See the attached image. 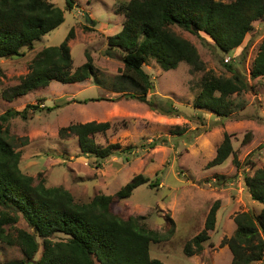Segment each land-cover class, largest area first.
I'll use <instances>...</instances> for the list:
<instances>
[{"label": "rangeland", "instance_id": "rangeland-1", "mask_svg": "<svg viewBox=\"0 0 264 264\" xmlns=\"http://www.w3.org/2000/svg\"><path fill=\"white\" fill-rule=\"evenodd\" d=\"M49 1L64 10L65 21L36 41L33 48H23V56L0 58V114L10 108L22 110L28 104L43 108L28 119L14 117L8 125L9 137L21 153L22 172L32 176L35 183L64 187L79 203H87L98 194L115 195L139 174L153 182L158 179L159 186L142 184L130 197L112 201L116 214L142 217L150 228L166 237L152 243L151 256L166 264H232V252L221 242L234 235L237 213H259L262 208L246 187L245 173L251 176L264 167V76L251 75L264 38V17L254 21L243 43L227 53H222L204 32L172 26L177 35L197 47L205 69L193 70L181 62L175 69L164 70L155 59L146 60L143 68L154 83L149 96L171 99L181 112L167 116L132 98L130 93H140L132 84L120 89L124 51L107 53L109 36L119 32L126 19L121 8L130 0H74L72 8L66 0ZM72 30L69 46L74 68L86 61L89 52L95 73L80 84L53 80L49 86L16 100H4L2 91L27 75L35 55L46 47L60 45ZM226 64L244 74L250 87L230 97L229 114L222 117L210 109L195 107L194 101L207 72L232 75ZM90 121L111 123L105 133L95 134L94 142L102 148L115 145V154L102 159L83 153L77 136L60 138L62 126ZM248 132L250 137L244 141ZM225 133L231 135L233 153L223 164L208 167ZM155 140L159 144L149 147ZM217 201L220 207L215 227L208 231L210 238L203 251L187 255L185 244L205 228L208 213ZM21 229L35 233L22 216L8 227L13 236ZM63 237L58 233L51 239ZM37 240L40 246L33 262L40 260L44 251L43 239L37 236ZM11 261L30 262L20 245L0 242V264ZM254 264H264V255Z\"/></svg>", "mask_w": 264, "mask_h": 264}, {"label": "trees", "instance_id": "trees-1", "mask_svg": "<svg viewBox=\"0 0 264 264\" xmlns=\"http://www.w3.org/2000/svg\"><path fill=\"white\" fill-rule=\"evenodd\" d=\"M66 1L72 8L74 0ZM121 9L125 22L119 32L109 36L107 49L109 55L116 49L124 51L120 89L125 90L132 84L140 90L138 95L130 93L132 98L161 114L178 116L181 112L171 99L149 96L154 83L143 68L146 60L155 59L164 70L175 69L181 62L189 64L193 70H204L205 62L197 47L177 35L172 26L192 33L204 32L222 53H227L243 43L254 21L264 17V0H130ZM64 21V10L49 0H0V58L23 56V48H33L36 41ZM72 37L73 30L60 45L39 51L29 64L27 75L18 84L4 89L2 98L11 102L30 91L49 86L53 80L75 83L89 79L96 71L93 57L86 52V61L74 68L69 46ZM226 66L232 72L229 77L207 72L194 101L195 107L227 117L232 105L230 97L249 89L247 77L234 71L230 64ZM251 75L253 78L264 76V38ZM87 101L89 99L83 102ZM38 110H43L40 104H28L22 110L10 108L0 114V242L20 245L29 264H166L151 256L152 243H159L166 237L150 228L144 218H123L112 209L114 198L126 199L142 184L159 186L158 179L153 182L139 174L115 195L98 194L87 203H79L64 187H47L43 181L35 183L32 176L22 172L21 153L9 137L8 125L12 118L28 119ZM110 124L72 123L62 126L59 136L66 139L75 135L83 153L105 159L115 154L112 150L115 145L97 147L94 136L105 133ZM249 137L248 132L244 141ZM157 144L159 140L150 143L149 147ZM232 153L231 135L225 133L208 167L223 164ZM235 162L241 163L236 158ZM246 163H250L249 159ZM245 181L252 199L262 204V208L259 213L248 210L236 214L234 235L221 242L229 246L232 264H254L264 255V167L251 176L245 173ZM219 207L220 203L215 202L206 218L205 228L185 244L187 255L203 251L204 243L210 238L208 231L215 227ZM20 216L35 233L21 229L13 236L8 231ZM58 233L64 237L53 241L51 237ZM37 236L43 239L44 251L41 259L33 262L40 246Z\"/></svg>", "mask_w": 264, "mask_h": 264}, {"label": "water", "instance_id": "water-1", "mask_svg": "<svg viewBox=\"0 0 264 264\" xmlns=\"http://www.w3.org/2000/svg\"><path fill=\"white\" fill-rule=\"evenodd\" d=\"M88 20H89V18H88ZM6 264H25V262H22V261H11V262H8Z\"/></svg>", "mask_w": 264, "mask_h": 264}, {"label": "crops", "instance_id": "crops-1", "mask_svg": "<svg viewBox=\"0 0 264 264\" xmlns=\"http://www.w3.org/2000/svg\"><path fill=\"white\" fill-rule=\"evenodd\" d=\"M81 82H76V84H80ZM68 84H70V83H68ZM84 100H86V99H83V100H81V101H84Z\"/></svg>", "mask_w": 264, "mask_h": 264}]
</instances>
